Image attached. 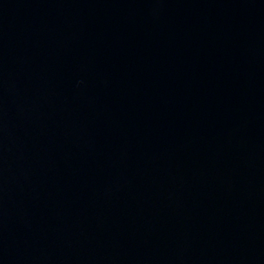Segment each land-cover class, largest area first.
Segmentation results:
<instances>
[{
  "label": "water",
  "instance_id": "obj_1",
  "mask_svg": "<svg viewBox=\"0 0 264 264\" xmlns=\"http://www.w3.org/2000/svg\"><path fill=\"white\" fill-rule=\"evenodd\" d=\"M0 264H264V0H0Z\"/></svg>",
  "mask_w": 264,
  "mask_h": 264
}]
</instances>
